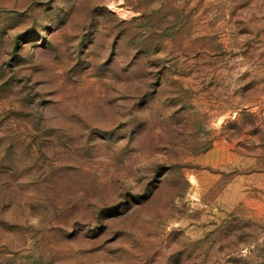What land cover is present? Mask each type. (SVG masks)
<instances>
[{
	"label": "rangeland",
	"instance_id": "rangeland-1",
	"mask_svg": "<svg viewBox=\"0 0 264 264\" xmlns=\"http://www.w3.org/2000/svg\"><path fill=\"white\" fill-rule=\"evenodd\" d=\"M0 264H264V0H0Z\"/></svg>",
	"mask_w": 264,
	"mask_h": 264
}]
</instances>
